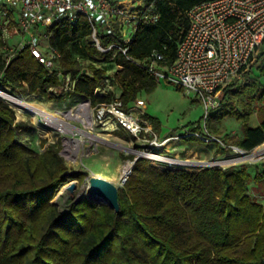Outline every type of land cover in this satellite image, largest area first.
<instances>
[{
    "label": "trees",
    "instance_id": "trees-1",
    "mask_svg": "<svg viewBox=\"0 0 264 264\" xmlns=\"http://www.w3.org/2000/svg\"><path fill=\"white\" fill-rule=\"evenodd\" d=\"M141 1L153 5L161 18L155 25L139 26L128 55L115 48L101 55L91 44L92 28L86 18L75 26L64 22L51 29L50 45L62 54L61 69L78 77L75 95L93 105L113 100L95 96L108 74L93 64L84 68L77 56L82 51L106 60L116 55L121 68L116 84L125 107L143 91H154L157 81L135 61L159 50L172 63L190 26L187 13L212 0ZM114 42H118L114 37H103L107 46ZM4 45L0 37V49ZM260 73L264 75V68ZM251 75L249 70L245 86L237 88V82L228 86L226 95L264 104V87ZM0 83L24 86L27 93L49 101L67 99L56 92L61 81L49 76L29 49L8 65L0 52ZM228 117L245 124L244 137L231 138L229 145L253 150L264 143V120L261 127L252 128L249 117L233 105L220 110L213 122L222 124ZM150 120L160 132L159 122ZM196 130L202 132L200 126ZM34 131L32 125L17 122L16 111L0 98V264H264V204L250 195L251 169H161L141 158L119 192V213L87 198L61 212L53 203L59 191L86 176L62 177L69 168L58 144L38 152L18 140L20 132ZM192 140L198 139H184ZM254 181L264 182V164Z\"/></svg>",
    "mask_w": 264,
    "mask_h": 264
},
{
    "label": "built area",
    "instance_id": "built-area-1",
    "mask_svg": "<svg viewBox=\"0 0 264 264\" xmlns=\"http://www.w3.org/2000/svg\"><path fill=\"white\" fill-rule=\"evenodd\" d=\"M187 15L190 26L178 44L177 56L172 63L159 50L135 62L155 79L176 85L187 94L199 98L205 112L203 128H207L211 114L223 106L225 89L234 82L240 85L244 83L258 52L264 47V0H212L192 8ZM82 18L89 21L91 44L101 55L113 48L128 55L129 45L139 26L155 25L161 16L153 5L141 0H0V37L5 42L0 52L8 65L19 52L29 49L48 75L61 81L62 87L56 92L71 96L78 77L65 74L61 69L62 54L50 45L51 29L64 22L75 26ZM11 35L20 38L18 44L11 43ZM103 37H114L118 42L107 46L103 43ZM115 59L116 55L110 61ZM109 81L107 75L95 96ZM5 92L8 96L12 95ZM3 100L13 108L14 103L9 99ZM144 106L145 101L139 99L125 107L119 96L96 105L90 99H84L77 107L66 112L41 110L62 122L65 128L61 129L63 125L59 127L57 122L39 115L49 128L47 133L55 128L64 134L62 143L46 142L40 151L43 152L51 144H58L66 164H74L80 156H86L101 142L95 134L99 128L111 133L124 131L138 139L143 149L134 150L136 157L127 163L131 164V168L128 173L122 174L123 187L131 175L135 160L139 158L147 159L156 166L164 165L163 169L188 171L189 168H193V171H229L245 164L264 162V143L253 150H245L226 144L211 133L188 129L173 136L161 137L153 125L143 118ZM69 113L76 114V118H70ZM188 138H197L206 144L217 143L221 151L213 159H183L160 153V149L173 140Z\"/></svg>",
    "mask_w": 264,
    "mask_h": 264
},
{
    "label": "rangeland",
    "instance_id": "rangeland-1",
    "mask_svg": "<svg viewBox=\"0 0 264 264\" xmlns=\"http://www.w3.org/2000/svg\"><path fill=\"white\" fill-rule=\"evenodd\" d=\"M10 39L12 42L16 41V43H12L13 45L18 44L17 40H20V38L16 37L15 35H11ZM77 56L80 60V64L84 68L93 64L100 68L106 69L110 81L105 84V95L114 99L119 97L120 88L116 84L115 79L121 69H119L115 60H105L104 58L98 56L91 57L83 51L77 52ZM256 59L257 60L253 62L249 70H252V77H255L264 84V75H261L260 73L261 69L264 68V58L260 59L258 56ZM0 87L5 91L22 98L30 105L49 113L66 112L74 107H77L78 104L84 100L75 94H71V96L69 95L67 99L63 101H49L42 95L27 93L24 86L11 87L4 86L0 83ZM157 87L158 88L152 92L143 91L141 93V98L144 99L148 104L146 110L148 115L143 116V118L149 121L150 119L154 118L157 122H159L160 127H164L163 134L165 136L167 134H169L168 136H173L180 131H185V129L192 128L193 123L203 117L202 109L195 101V96L193 94H187L176 85L168 84L167 82H159ZM235 103L236 107L244 113L249 112L248 110H251V104L248 103L247 100H238L235 101ZM12 106L16 110L17 122L24 121L32 125L35 130L32 135H30L31 133L20 132L18 134V140L37 150L38 152H41L40 149L45 147L46 144H43L44 140L47 142L53 141L55 143H62L64 134L55 128L50 129V132L47 133L49 128L44 125L42 117H37L36 120L34 119L35 117L29 113L21 114L20 111L17 110V108H19L18 105L12 104ZM24 110L28 111V109ZM202 122L204 123L203 120ZM226 127V125L225 127H219V130L222 131V134H224L225 131H230V133L233 134L234 132H239L240 128L232 127L228 129L229 126L227 128ZM120 132L122 133L117 134L108 131L105 132L99 128L95 134L98 137L105 139L106 142H99L98 146L94 150H91L84 157L80 156L76 163L67 164L69 170L80 169L87 171L89 176L86 177L84 181L73 179L67 183L68 185L72 184L73 182L77 184L76 190L73 193L67 189V184V186L65 185L62 187L53 200V203L59 207L61 212L66 211L70 207L71 203L87 196L90 179L92 177L105 179L115 185L116 183H122L121 178L124 169L129 166L127 163L134 160L130 159L129 157L133 156L134 158L136 156L134 153H132V151L121 149L120 146L136 150L143 149V145L132 135L124 131ZM204 132L211 133L210 129H207L206 127L204 128ZM202 150L203 151H200L198 148H195L192 145H186L182 143V141L173 140L167 146H165L164 149H160V153L165 156L180 157L183 159H213L217 156L213 154V152H210L209 149ZM198 151H200L199 154H196ZM202 153H204V156H202ZM263 164L264 162L258 163L256 165L245 164L238 167H247L251 169L252 183L250 184V195L258 202H262L261 200L264 199V182L256 183L254 181V176L257 172L263 169ZM158 167L161 169L165 168L164 165H160ZM192 169L193 168H189V171H193Z\"/></svg>",
    "mask_w": 264,
    "mask_h": 264
},
{
    "label": "crops",
    "instance_id": "crops-1",
    "mask_svg": "<svg viewBox=\"0 0 264 264\" xmlns=\"http://www.w3.org/2000/svg\"><path fill=\"white\" fill-rule=\"evenodd\" d=\"M16 37H18V36H16ZM18 42H19V39L17 40ZM17 42V43H18ZM11 43H16V41H11ZM264 53V47L263 48H261L260 49V51L258 52V54H257V56H256V58L259 56V58H260V56H261V54H263ZM255 58V60H257ZM254 60V61H255ZM252 76V75H251ZM252 78H255V77H252ZM256 79V78H255ZM156 81H157V83H159V82H164V83H166L164 80H157V79H155ZM247 81H248V79L246 78L245 79V81H244V83L243 84H238L237 83V88L238 87H240V86H245L246 85V83H247ZM258 82L264 87V84L261 82V81H259L258 80ZM158 88V87H157ZM105 92H106V90H105V87H104V89L102 90L101 89V91H99V94L97 95L98 97H105L106 95H105ZM103 93V94H102ZM121 94H122V90L120 89V92H119V96H121ZM195 96V95H194ZM139 99H141V100H144V99H142L141 98V94L139 95V97H138V99L137 100H139ZM136 100V101H137ZM241 100H244V101H246L247 100V102L248 103H250L251 104V107H250V109L251 110H248L249 112H243V111H240L237 107H236V103H235V101L232 99V98H230L229 96H227L226 95V91H225V93H224V97H223V106H222V108L220 109V110H222V109H224V108H231L233 105L237 108V110L242 114V115H247L248 117H249V121H248V126H250V127H252V128H259V127H261V125H262V122H263V120H264V113L262 112V109H263V107H264V104H262L261 102H259V101H255V102H250L248 99H246L245 97L243 98V99H241ZM136 101L135 102H133V103H131V105H133V104H135L136 103ZM145 101V100H144ZM195 101L200 105V108L202 109V114H203V116H204V107H203V105H202V103H201V101H200V99L199 98H197L196 96H195ZM238 101V100H237ZM147 106H148V104H147V102L145 101V106H144V112H145V116L146 115H148L147 114ZM220 110H218V111H216V112H214L213 114H211V116L209 117V119H208V124H207V129H210V131H211V134H213L214 136L216 135L218 138L220 137V138H223L222 140H223V142H225L226 144H228L229 143V140L231 139V138H238V139H242L243 137H244V122L242 121V120H239V119H237L236 117H228L227 119H225L223 122H222V124H217V123H214L213 122V117L220 111ZM252 111V112H251ZM202 120H203V117L201 118V119H199V120H197V121H195V123H193V125H192V128H189L188 130H196L197 128H198V126H200L201 127V125H202V127H201V130L204 132V128H203V122H202ZM147 121H149V120H147ZM152 125H153V122L150 120L149 121ZM225 125L228 127V129L229 128H232V127H240L239 128V132H234L233 134H231L230 133V131H225L224 132V134H222V131H220L219 130V127H225ZM215 126H217V127H215ZM153 127H154V125H153ZM226 127V128H227ZM163 128L164 127H160V132H158V134L160 135V136H162V137H165V135L163 134L164 133V131H163ZM186 130V129H185ZM181 132H183V131H180V132H178V133H181ZM239 133V134H238ZM171 134V133H170ZM169 134H167L166 136H168ZM182 143H184V144H186V145H192V146H194L195 148H198V150H200V151H203L202 149H209L210 150V152H213V154H215V155H218V153L220 152V145L219 144H217V143H213V144H206V143H204V142H202V141H199V140H192L191 142H185L184 140L182 141ZM200 151H198L196 154H199V152ZM202 156H204V153H202ZM214 156V155H213ZM217 157V156H216ZM262 202H260V203H262V204H264V199L263 200H261Z\"/></svg>",
    "mask_w": 264,
    "mask_h": 264
},
{
    "label": "water",
    "instance_id": "water-1",
    "mask_svg": "<svg viewBox=\"0 0 264 264\" xmlns=\"http://www.w3.org/2000/svg\"><path fill=\"white\" fill-rule=\"evenodd\" d=\"M84 74H88L87 69H84ZM0 92H3L4 94L8 95L5 90H0ZM0 98H4L3 95L0 93ZM140 150V149H136ZM132 153L136 154L134 150H132ZM140 159V158H139ZM136 159L134 165L139 160ZM134 167L132 168L133 171ZM131 171V173H132ZM79 174H84L86 177L89 176V173L87 171H83L80 169H73V170H67L62 177H74ZM68 185V184H67ZM66 185V186H67ZM77 184L73 182L72 184H69L67 186V189H69L72 193L76 190ZM123 188V185H115L112 182H109L105 179L99 178V177H92L90 179V185L88 188V194L86 197L88 200H90L93 203L103 205L106 204L110 206L112 209L115 210L116 213H119L121 211V205L119 201V192ZM80 198L79 200L83 199Z\"/></svg>",
    "mask_w": 264,
    "mask_h": 264
},
{
    "label": "bare ground",
    "instance_id": "bare-ground-1",
    "mask_svg": "<svg viewBox=\"0 0 264 264\" xmlns=\"http://www.w3.org/2000/svg\"><path fill=\"white\" fill-rule=\"evenodd\" d=\"M0 90H3V91H4V89H2L1 87H0ZM0 93L3 95V97H4L5 100H6V99H9L12 103L18 105V106H19L18 109H19V111H20L21 114H22V113H29V114H31L32 116H34V117H35L34 119H36V120H37V117H39V115H41V116H42L44 119H46V120L57 122L58 125H59V127H60L61 125H63L62 122H60V121H58V120L56 121L55 118L52 117L51 115L45 114V113H43L41 110L35 109L33 106L30 107V105H29L26 101H24L22 98H20V97L14 95V94L8 96V95L4 94L3 92H0ZM23 106H25L24 108H25V109H28V111L24 110V108H22ZM32 108H33V109H32ZM81 109H82V107H81ZM68 116H69L70 118H71V117L76 118V114H73V113H69ZM61 123H62V124H61ZM64 128H65V125H63V127H62L61 129H64ZM91 138H95V137H92V136H91ZM97 139L100 140L101 142H106L105 139H103V138H101V137H98ZM72 142L75 143V144L77 143V141H72ZM120 148H121V149H124V150H130V151H132V149H129V148L124 147V146H120ZM130 168H131V164H129V166H127V167L124 169L123 174H124V173H128L129 170H130ZM121 180H122V179H121ZM116 185L119 186V185H121V183H120V184H119V183H116Z\"/></svg>",
    "mask_w": 264,
    "mask_h": 264
}]
</instances>
